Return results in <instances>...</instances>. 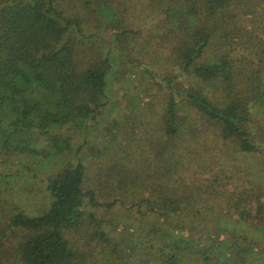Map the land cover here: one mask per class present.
Segmentation results:
<instances>
[{"label": "trees", "instance_id": "trees-1", "mask_svg": "<svg viewBox=\"0 0 264 264\" xmlns=\"http://www.w3.org/2000/svg\"><path fill=\"white\" fill-rule=\"evenodd\" d=\"M73 1L0 0V133L6 138L0 156L5 150L37 154L28 145L33 132L48 136L53 128H75L95 119L108 104L110 53L136 39L138 32L122 24L114 34L101 35L108 23L95 16L102 8L113 7L101 0H78L96 22L95 29L86 30L87 16L78 15ZM156 6L162 10L166 25L162 28L167 27V33L161 44L157 42L160 50L155 55L171 61L191 86L179 87L176 74H158L138 64L158 78L166 92L161 136L151 147L153 157L127 165L134 197L127 207L131 215L120 220L98 216L94 209H110L118 202L123 206L125 201L96 200L95 192L84 188L86 167L77 158L74 165L42 179L50 197L44 210L31 214L15 205L10 215L0 217L7 218L0 222V264H5V243L14 234V257L19 264H83L77 248L81 240L103 247L112 241L110 253L126 264L205 263L208 253L225 246L223 237L214 234H225L220 225L223 208L228 207L225 195L238 192L226 188L241 177L239 173L230 178L213 176V191L222 188L225 203L209 207L200 198L201 189L180 180L177 170L183 154L177 150L195 146L202 154L199 160L208 154L210 163L199 168L204 165L202 170L209 171L215 162L212 154L226 160L260 149L251 137L250 103L254 97L255 101L264 98V61L255 60L253 95L243 97L235 91L216 103L212 92L232 88L238 76L228 52L212 58L204 55L211 44L236 37L241 29L227 30L226 25L237 17L251 15L255 27L264 31V0H157ZM131 60L137 62L127 58L123 64ZM15 132L17 136L28 133V137L17 138L11 145L7 140ZM49 140L58 151L68 149L69 138L50 134ZM251 200L258 203L260 197L256 199L255 190L248 188L232 206L245 223L251 219L245 208ZM262 222L264 218L255 219V224ZM242 242L228 246L245 248L247 243Z\"/></svg>", "mask_w": 264, "mask_h": 264}, {"label": "rangeland", "instance_id": "rangeland-1", "mask_svg": "<svg viewBox=\"0 0 264 264\" xmlns=\"http://www.w3.org/2000/svg\"><path fill=\"white\" fill-rule=\"evenodd\" d=\"M62 1L64 4L69 3V0ZM73 2L78 6V15L83 19L87 16L86 30L95 29V19L88 16L78 0ZM101 2H107L113 7L102 8L95 16L102 19V23H108V29L101 32V35L114 34L117 31L116 27L122 24L138 32L136 39L133 38L128 44L112 49L110 53L112 67L107 74L108 104L100 114L95 115V119L82 121L75 128L69 125L53 128L54 131L48 132V136L33 132L28 145L31 151L37 150V154H25L16 150L3 152L0 156V217L10 215L15 205L31 214L44 210L50 202V197L44 192L42 179L51 172L74 165L77 158L86 167L84 188L93 190L96 200L107 202L117 198L125 201L123 206L118 202L110 209L105 207L94 209L98 216L105 220H120L131 215L127 207L128 202L134 197L130 193L133 188L130 184L132 179L126 175L127 165H135V159L153 157L151 147L161 136L163 125L161 114L166 92L160 80L148 75L138 64L142 62L143 66L158 74H176L178 76L176 83L179 87L187 88L191 84L187 78L179 76L174 64L164 55H155L156 51L160 50L158 43L163 42L167 33L162 10L156 6L157 0H101ZM252 18L251 15H247L231 21L226 25L227 30L237 27L241 29L236 37L233 40L229 38L213 43L205 52V58L228 52L234 60L232 61L236 69L234 71L238 76L232 88L212 92L216 103L225 101L235 91L243 97L255 93V60L262 58L264 61V53H260L264 47V31L260 27H255V18ZM163 25L165 26L162 28ZM234 25L236 26L233 27ZM127 58H134L137 62L131 60L124 65L123 61ZM176 100H179V97H176ZM147 102L150 104L147 105ZM250 111L253 120L250 128L251 137L253 141L258 142L260 148L251 155L234 154L225 160L212 154L215 162L211 170L204 171L202 170L204 165L200 168L199 166L210 163L208 154L199 160L202 154H198L195 146L187 151L184 150L185 146H180L177 150L179 154H183V163L177 170L180 180L193 182V187L201 189L200 198L202 197L209 207L222 206L225 203L220 194L222 188L213 191V176L230 178L239 173L241 177L239 182L231 180L226 188L228 191L238 192L225 195L228 207L223 208L220 218L221 231L224 230L225 234H214L219 239L223 237L225 246L219 248L217 253H208L209 258L205 263L197 261L194 264H264V222L255 224V219L264 218V98L255 101L254 97L250 103ZM0 119V124L3 125L2 118ZM134 126L136 128H133ZM50 134L69 138L68 149L58 151L52 147ZM27 137L28 133L17 136L15 132L7 141L14 145L17 138L24 140ZM5 139L0 133V148L6 142ZM248 188L255 190V197L256 199L260 197V201L257 203L251 200V203L245 204V208L251 214L249 218L252 219L245 223L240 219L239 213L232 211V206L236 197L238 198L240 193ZM85 200L88 203V200ZM4 219L7 218H0V222ZM74 234L77 239L78 233ZM242 239L247 243L245 248L228 246L231 243L243 245ZM16 241L17 237L14 234L5 243V264H19L14 257ZM108 243L103 247L94 245V242L91 245L84 244L81 240L77 248L83 257L81 258L83 264H126L114 253H110L112 241Z\"/></svg>", "mask_w": 264, "mask_h": 264}]
</instances>
